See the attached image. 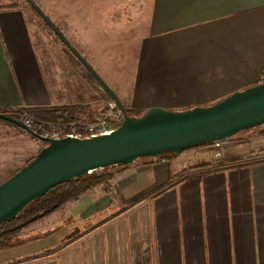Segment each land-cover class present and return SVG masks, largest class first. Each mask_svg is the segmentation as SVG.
<instances>
[{
  "label": "crops",
  "instance_id": "obj_1",
  "mask_svg": "<svg viewBox=\"0 0 264 264\" xmlns=\"http://www.w3.org/2000/svg\"><path fill=\"white\" fill-rule=\"evenodd\" d=\"M100 1L45 0L43 14L131 113L208 107L262 78L264 0H140L117 15L145 17L117 59ZM69 53L31 12L0 6V109L97 121L102 92ZM246 135L222 143L218 165L211 145L129 164L26 228L0 264H264V135Z\"/></svg>",
  "mask_w": 264,
  "mask_h": 264
},
{
  "label": "water",
  "instance_id": "obj_2",
  "mask_svg": "<svg viewBox=\"0 0 264 264\" xmlns=\"http://www.w3.org/2000/svg\"><path fill=\"white\" fill-rule=\"evenodd\" d=\"M59 41L94 78L123 113L119 128L106 136L90 139L44 140L34 159L0 184V224L11 222L30 202L51 188L82 178L93 171L129 165L142 158L179 155L187 150L233 138L264 125V83L234 92L208 106L172 112L150 108L140 117L125 114L122 104L90 65L78 54L32 0H26ZM10 122L29 135L22 122Z\"/></svg>",
  "mask_w": 264,
  "mask_h": 264
},
{
  "label": "rangeland",
  "instance_id": "obj_3",
  "mask_svg": "<svg viewBox=\"0 0 264 264\" xmlns=\"http://www.w3.org/2000/svg\"><path fill=\"white\" fill-rule=\"evenodd\" d=\"M32 2L38 7V9L42 13H44L43 11H47V2H45V0H32ZM142 2L143 1L140 0H102L99 2V7H103L104 11L109 10L110 12H112L113 10H115L114 13H116V59L117 56H120L121 54V56H127L132 52L134 53V50H136V43L142 38L145 26V17L133 18L131 16L130 18L126 19L120 18L117 15H120L121 10H125L128 13V9H131V7L134 8L140 6L139 4ZM8 4L15 5V9H24L31 12V14L39 20V23L41 24L42 28L49 34V36H51L52 38L54 37L57 40L58 44H60L61 50H67V48L62 45V43L55 36V34L50 30V28L45 24V22L34 12V10L30 7L28 3L25 4L21 0H0V6H6ZM106 20L112 19L106 18ZM69 55L74 60L75 64L79 68H81L82 71H84V74H86L90 78L89 81L92 82L93 86L101 90V100L103 96H105L104 98L106 99V96L108 95L102 89V87L95 80H93L94 78L85 70V68L75 59V57L71 53H69ZM199 98L205 99L203 97ZM102 104L104 114L106 103L102 101ZM258 130L261 129H250L242 132V134L246 132V136H248V134L254 136L255 132L258 133ZM23 134H25L24 131L19 129L18 127L4 121H0V183L4 181L5 177L10 176L16 169H18L23 163H25L28 158L35 155V153L32 151V147L34 149L35 147L27 139L21 138L24 137ZM29 147L30 149L28 150ZM26 234L28 233L26 232Z\"/></svg>",
  "mask_w": 264,
  "mask_h": 264
},
{
  "label": "trees",
  "instance_id": "obj_4",
  "mask_svg": "<svg viewBox=\"0 0 264 264\" xmlns=\"http://www.w3.org/2000/svg\"><path fill=\"white\" fill-rule=\"evenodd\" d=\"M21 1H23L25 4L27 3L26 0ZM4 7H7L8 9H15V5L13 4H8ZM261 83H264V72L262 73V78L258 82V84ZM37 112V109L29 111V113L33 114L38 118ZM0 114L9 115L13 118L18 119V115L12 112L10 109H0ZM125 114L131 117H140L143 113H131L128 110H125ZM0 121L4 120L0 119ZM57 122L66 124L74 122V120H72V118H62L57 120ZM7 123L11 124L10 122ZM257 128L261 129V134L264 135V125ZM36 154L28 158L25 163H23L18 169H16L8 178L16 174L28 163H30L34 159ZM167 155L173 156V154H165L159 156L158 158L161 159ZM126 166L128 165H117L108 168L98 169L82 178L74 179L68 183H64L51 188L43 197L34 200L30 202L27 206H25L14 220H12L11 222H5L0 224V250L13 246L16 243V240L23 233V231L32 224H34L36 221L44 219L53 214L54 212L63 209L69 203L76 202L81 197V195L91 192L97 187L104 188L107 183L112 179V177ZM8 178H6L4 181H6ZM4 181H2L1 183H3Z\"/></svg>",
  "mask_w": 264,
  "mask_h": 264
},
{
  "label": "built area",
  "instance_id": "obj_5",
  "mask_svg": "<svg viewBox=\"0 0 264 264\" xmlns=\"http://www.w3.org/2000/svg\"><path fill=\"white\" fill-rule=\"evenodd\" d=\"M104 97L105 96L102 97V101L106 103L104 114L93 123L70 122L65 124L60 122H48L43 119H38L19 106H12L10 110L18 115L17 120L22 122V124L31 131L32 138L41 145H44L41 139H90L109 135L119 128L122 123L123 113L116 102L110 96H106V99ZM223 142H216L211 145L213 158L217 165L223 163Z\"/></svg>",
  "mask_w": 264,
  "mask_h": 264
},
{
  "label": "bare ground",
  "instance_id": "obj_6",
  "mask_svg": "<svg viewBox=\"0 0 264 264\" xmlns=\"http://www.w3.org/2000/svg\"><path fill=\"white\" fill-rule=\"evenodd\" d=\"M222 142V141H221Z\"/></svg>",
  "mask_w": 264,
  "mask_h": 264
}]
</instances>
